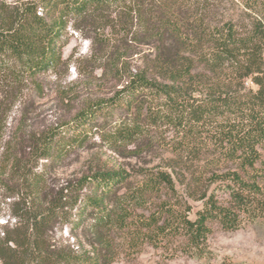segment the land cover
Instances as JSON below:
<instances>
[{"label": "trees", "instance_id": "16d2710c", "mask_svg": "<svg viewBox=\"0 0 264 264\" xmlns=\"http://www.w3.org/2000/svg\"><path fill=\"white\" fill-rule=\"evenodd\" d=\"M70 22L94 28L106 46L136 42L151 51L112 98L32 135L22 149L27 157L18 153V137L8 142L0 179H17L19 190L15 223L0 236V264H112L118 230L136 240L179 238L187 249L203 250L213 224L232 231L263 219L264 0L0 5V92L61 66ZM108 106L126 112L102 135L111 148L140 151L159 133L168 162L134 173L102 164L51 187L39 162L66 159ZM188 198L202 202L195 218ZM139 209L149 214L139 216ZM83 223L94 236L91 251L52 242L58 227Z\"/></svg>", "mask_w": 264, "mask_h": 264}, {"label": "rangeland", "instance_id": "374dc122", "mask_svg": "<svg viewBox=\"0 0 264 264\" xmlns=\"http://www.w3.org/2000/svg\"><path fill=\"white\" fill-rule=\"evenodd\" d=\"M27 1L32 0H0V5L12 6ZM109 31L106 29V34ZM96 34L94 28L75 29L70 22L63 34L65 44L61 66L20 85L1 87L0 168L11 138L18 137L22 141L17 150L21 156L27 157L22 149L29 145L32 135L71 121L78 112L96 101L112 98L124 85L128 72L140 66L151 51L147 44L136 42L106 46ZM121 55L122 58L114 63V59ZM125 115L124 107L108 106L100 110L91 123V133L84 144L77 145L62 161L41 160L38 171H43L51 187H61L102 164L115 165L131 173L165 165L171 153L159 143V133L153 136L148 147L136 152H133L135 147L132 145L115 150L103 139L102 135ZM176 170L181 173L180 168ZM18 190V180L3 175L0 179V236L15 223L12 202ZM187 201L192 206L190 217L195 218L202 202L191 198ZM142 212L149 214L139 209V216ZM84 224L79 228L72 225L58 227L50 233L52 242L58 246H71L77 251H91L94 236L84 230ZM129 232L118 230L114 233L116 257L112 264H264V218L245 221L232 231L213 224L203 250H189L179 238L151 240L141 237L136 240ZM141 232L143 234L145 230Z\"/></svg>", "mask_w": 264, "mask_h": 264}]
</instances>
